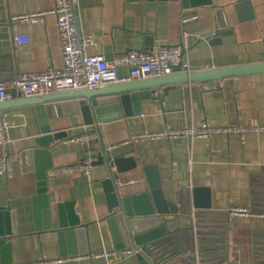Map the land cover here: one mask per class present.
Segmentation results:
<instances>
[{
	"label": "crops",
	"instance_id": "0c3cea01",
	"mask_svg": "<svg viewBox=\"0 0 264 264\" xmlns=\"http://www.w3.org/2000/svg\"><path fill=\"white\" fill-rule=\"evenodd\" d=\"M238 1L213 0V4L223 7ZM252 1L255 19L238 23L234 34L222 37L220 45H211L209 41L206 45L203 42L196 45L202 33L194 31L192 18H185L195 9H184L181 1L75 0V7L81 33L93 40L87 48L89 55L113 59L125 52L144 50L141 34L157 32L154 48L178 45L185 40L184 60L188 69L207 70L258 62L259 53L264 51V0ZM0 4L8 6L15 20L14 38L18 35L31 38V43L22 48H17L14 41L9 51H4L2 46L0 80L10 81L22 73L62 67L57 17L47 13L38 22L15 19L24 14L50 12L54 0H0ZM199 23L196 18V26ZM176 73L173 71L170 75ZM119 74L126 77L128 69L120 68ZM241 80L248 82L244 91L247 93L234 103L226 100L223 88L204 90L200 85H184L167 92L157 91L151 98L143 99L139 115L112 119L100 126L104 144L109 149L118 145L120 152H130L137 160L135 169L121 175V185L126 187L128 196L148 191L150 183H160L168 201L179 203V199L183 200L182 217L198 215L203 220L205 236L216 235L208 243L210 246L206 245L209 251H225L228 264H264V218L230 217L228 213L232 207L234 170L249 175L252 193L249 208L264 212V132H248L244 137L238 133L216 134L197 138L193 143L183 138L165 137L122 145L134 134L162 132L168 127L177 129L203 123L223 127L247 120L264 125V73ZM75 117L64 115L59 104L11 109L0 114V140L5 142L0 145V155H7L13 167L12 178L0 175V208L23 207L37 194L35 164L28 148L42 134L67 131L69 136H74L78 133ZM53 146L54 168L48 172V194L56 210L60 203L91 196L92 184L106 178L108 172L105 166L91 165L100 148L99 137L92 142L62 140ZM77 163L90 164L91 175L84 172L61 174L57 170ZM197 187L209 190L212 209H194L192 191ZM226 222V239L222 240ZM89 236L93 256L48 260L37 236L21 234L13 239L14 264L42 260H47V264H136L130 260L132 253L115 249L105 223L93 225ZM185 242V246L195 248V255L204 254L199 250L201 245L196 237L192 236L191 242L185 238Z\"/></svg>",
	"mask_w": 264,
	"mask_h": 264
},
{
	"label": "water",
	"instance_id": "95a60500",
	"mask_svg": "<svg viewBox=\"0 0 264 264\" xmlns=\"http://www.w3.org/2000/svg\"><path fill=\"white\" fill-rule=\"evenodd\" d=\"M149 1H181L184 9H195L186 14L185 18L193 19L194 31L202 33L211 45L222 44V37L233 35L238 23L256 17L252 0H239L231 6L223 7L215 6L213 0ZM196 18L199 19V26H196ZM14 25L15 20L8 6L0 4V54L2 46L4 51H9L13 44ZM141 35L145 45L141 51L150 52L155 46L157 32ZM202 42L200 38L196 45ZM178 45L182 50L181 61L173 67V71L177 72L173 75L41 97L18 98L16 92L12 91V99L0 103V114L11 109L26 110L59 104L64 115L81 116L85 126L90 127L87 132H78L74 136H69L67 131L42 134L28 148L35 164L37 194L28 199L23 207L12 208L8 205L0 208V264H14L13 239L21 234L37 236L48 260L78 255L93 256L89 231L99 223L108 226L115 249L132 253L130 260L136 264H196L197 255L193 253L195 248L185 246V238L191 242L193 236L199 241L203 220L198 215L182 217L183 200L179 199V203L168 201L160 183H150L148 191L128 196L126 187L121 185V175L135 169L138 166L137 160L130 152L109 149L104 144L100 124L124 116L139 115L143 99L151 98L157 91L167 92L184 85H200L204 90L223 88L226 100L234 103L247 93L244 91L248 82L241 79L264 73V51L259 53L256 63L189 70L184 65L187 53L184 41ZM94 131L98 133L100 148L91 165L105 166L108 176L92 184L91 196L60 203L54 210L48 194V172L54 168L51 156L53 143L73 141ZM232 175V206L251 207L249 175L240 170H234ZM192 198L194 209H212L209 190L194 188ZM199 250L204 252L206 248L201 247Z\"/></svg>",
	"mask_w": 264,
	"mask_h": 264
},
{
	"label": "built area",
	"instance_id": "2783aa9c",
	"mask_svg": "<svg viewBox=\"0 0 264 264\" xmlns=\"http://www.w3.org/2000/svg\"><path fill=\"white\" fill-rule=\"evenodd\" d=\"M54 8L50 12H39L32 14H24L16 17L19 21L38 22L42 21L47 13H52L57 17L60 40L62 45L63 66L60 68H50L42 72H28L15 76L10 81L0 80V103L12 99V91L16 92L17 97H41L50 94H56L66 91H79L84 89H92L105 87L124 82L148 80L165 77L173 72V67L177 66L181 61L182 50L179 45L158 46L150 52L129 51L113 59H108L103 55H89L87 48L93 43V40L84 36L79 27L78 16L75 7V0H54ZM203 45L208 40L201 34ZM14 45L22 48L31 43L28 35H18L14 39ZM184 44H185V40ZM184 65L188 68V65ZM125 67L128 69V75L122 77L119 69ZM244 115V114H243ZM243 116H241L242 118ZM76 129L78 132L84 130L87 132L82 117L77 116ZM2 124L7 125L3 120ZM248 132H264V125L249 120L239 121L237 124L230 123L223 127L212 126L203 123L198 126H187L185 128L168 127L162 132H144L134 134L130 140L122 145L129 143H138L147 140H158L169 137L171 139H186L193 143L197 138H209L216 134H232L238 133L242 137ZM98 133H86L85 135L75 139V141L92 142L97 139ZM0 145H5L1 142ZM119 147L112 146L111 149ZM61 174L84 172L90 176L92 166L88 163H77L63 166L57 169ZM0 175L8 179L13 176V167L11 160L7 155H0ZM135 182V181H133ZM132 182V183H133ZM131 183V182H130ZM123 184V182H121ZM230 217L232 216H258L264 218V212L256 211L251 208L230 207L228 210ZM205 226L202 227L199 234V242L202 248H206L202 256L197 255L196 264H228L226 252H211L208 250V243L212 236H205ZM223 238L226 239L228 222L223 224ZM220 232V231H219ZM219 240V239H218ZM204 244V245H203ZM31 264H47V260L35 262Z\"/></svg>",
	"mask_w": 264,
	"mask_h": 264
}]
</instances>
